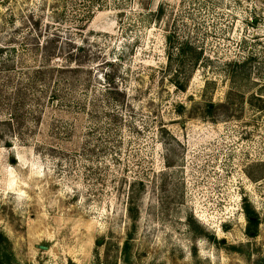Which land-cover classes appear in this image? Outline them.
Wrapping results in <instances>:
<instances>
[{"label": "rangeland", "instance_id": "rangeland-1", "mask_svg": "<svg viewBox=\"0 0 264 264\" xmlns=\"http://www.w3.org/2000/svg\"><path fill=\"white\" fill-rule=\"evenodd\" d=\"M94 1L78 33L80 0H0L10 263L264 264V0ZM47 25L75 39L82 70L70 108L43 99L32 118L19 88ZM183 42L201 53L189 81L195 53L168 58Z\"/></svg>", "mask_w": 264, "mask_h": 264}, {"label": "trees", "instance_id": "trees-1", "mask_svg": "<svg viewBox=\"0 0 264 264\" xmlns=\"http://www.w3.org/2000/svg\"><path fill=\"white\" fill-rule=\"evenodd\" d=\"M80 1L83 2L86 12L79 15L78 24L76 23L77 25L75 27L78 33L84 32V27L86 26L84 24L90 21V18L92 17L91 13H93L92 9L95 6L94 0ZM55 5L52 6L53 9L56 8ZM50 30L51 26L47 25L46 31L48 32V37L42 45L43 65L37 69L30 70V72L24 73V76H26L25 84L27 85L23 86V89L19 88L20 93L24 90V97L29 102L28 104L30 106L28 115L32 118L37 114V110H33V108L35 106L39 107V104H42L43 99H45L48 104H56L61 108H70L72 104H74L70 97L74 94L77 84L75 76L80 70H82V66L77 63L78 55L75 51L78 50V47L75 39L71 35L67 37L68 35L63 34L58 29H55L52 33ZM3 50L4 49L0 48L1 57L4 53ZM187 51L195 53V55L192 54V57H190V62L194 63L191 65L189 77L187 79V81H189L196 68L201 53H198L193 49L189 42H183L178 46H170L168 58L170 60L173 55L184 56L187 54ZM2 62L0 60V74L3 72H9L11 74V70L15 71V66L10 64L9 59H3ZM180 75V69L176 70L170 80L177 89L185 90L186 85L185 83H180ZM6 78L8 83L14 82L13 75H7ZM112 88L114 87H109L108 93L112 94ZM39 93L42 95L41 98H37ZM9 99L10 98H8V100ZM17 103L23 104V107L26 105L23 101H18ZM244 213L247 218L246 234L247 236L254 238L257 236L260 225L259 217L248 203L245 204ZM2 239L3 235L0 234V240ZM0 264H11L8 256L3 252L2 247H0Z\"/></svg>", "mask_w": 264, "mask_h": 264}]
</instances>
